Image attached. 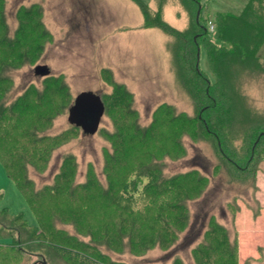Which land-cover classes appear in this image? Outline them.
I'll return each instance as SVG.
<instances>
[{
  "label": "rangeland",
  "instance_id": "1",
  "mask_svg": "<svg viewBox=\"0 0 264 264\" xmlns=\"http://www.w3.org/2000/svg\"><path fill=\"white\" fill-rule=\"evenodd\" d=\"M37 1L43 4L42 21L50 37L44 43L42 52L34 62H25L19 67L7 66L3 70L11 81L3 101L5 104L11 103L30 84L41 89L44 78L34 72V67L44 64L51 75H61V80L66 86L68 101L62 110L51 119L50 125L38 134L56 135L65 130H73L71 133L73 135L69 136L67 141L52 148L43 170L38 171L27 164L26 177L29 178L34 190H38L45 185H52L57 174L70 166L73 170L70 178L72 186L86 180L90 166L98 180L105 186V157L106 153L112 150L105 133L114 130L113 119L105 111L100 118L98 130L93 134L71 127L67 120V108L73 103L75 95L86 90L99 94L101 97L110 93L112 86L98 70L99 66L113 67L117 78L125 81L129 86L128 90L132 95L131 107L137 113V123L145 126L150 123L153 110L161 102L169 103L176 112L195 115L196 107L191 85H189L191 81L185 79L177 62L173 67L178 72L179 78H176L170 71L169 55L164 46L165 40L168 39L167 34L158 28H143L141 13L131 0H108L111 7L103 8L99 12H91L86 16L90 19V24L95 25L89 26L92 31L91 41L84 40L81 35H69L66 25L67 17L71 15L70 7L66 6L69 0H3V17L8 37L13 36L18 26L19 6L21 4L29 6ZM127 1L134 6V19L124 12L123 5L128 12L130 11ZM142 1L149 4L151 9H155L152 0ZM162 1L164 5H167L164 16H162L163 20L177 29H183L190 19L186 12V0ZM199 1L204 5L199 19L207 26L210 36L215 30L214 18L217 13L239 14L247 0ZM103 3L105 4V1ZM37 4L40 5L39 2ZM72 13L73 16L70 17L75 19L84 16L83 13ZM58 20L63 21L64 24L56 23ZM209 21L213 24V29H210ZM82 23V19L78 21V24H81L79 28L83 29ZM103 23L108 26L102 25ZM198 49V68L213 82L214 76L208 64L206 51L202 45ZM258 56L262 64L260 69L252 66L243 68L237 65L232 68L231 77L234 84L238 85L241 94L234 98L247 106L246 110L241 112L242 116L248 114L251 118L261 117L259 119L264 120V42L259 49ZM239 128V130L226 131L225 135L231 139L230 146L236 152L233 153L241 161L240 166L243 168L249 153L246 144L249 138L244 135V130L241 131V127ZM258 134V132L255 133V137ZM215 141L210 135H199L193 138L189 133L183 132L180 142L184 148V154L175 159L164 156L157 161V166L165 177L193 169L206 177V185L200 195L185 202L187 211L184 227L177 230L175 238L167 246H162L159 241H155L144 251L135 252V248L131 247L126 238L122 243L113 241L109 244L98 228H92L93 223H90V218L94 216L91 210L84 209L85 206L81 207L82 209L75 211L77 215L74 216L77 220L73 222L71 221L73 209H69L72 214L65 212V205L61 200L58 202L51 200L56 205L55 208H51L45 198L44 202L48 203L47 212L44 214V222L47 224L42 226L44 232L47 233L45 236L44 234L33 235V228L25 223L23 225L20 220L14 223L10 216L0 217L2 229L0 242H5V246H8L0 247V264H35L36 261H39L36 264H41L43 259L46 264H86L88 262L82 261V255H95L89 247L104 254L106 258L103 261L106 264L112 262L120 264H210L207 258L199 257L193 249L207 242L209 238L211 239L208 231L212 229L215 233L223 230L232 246L237 245V264H264L263 245L258 246L257 257L251 256L249 251L251 246L249 244L255 241L264 242V215L256 226L253 225V218L259 215L260 209L256 197L258 180L261 182V192H264V139L259 141L255 152L252 155L250 153L251 160L246 169L238 168L222 157ZM23 193L14 179L7 175L0 161V209L7 210L11 215H21L29 225H38L35 212L37 205L34 207L29 197ZM79 197L81 199L75 198L76 200L71 204L82 203L86 200L81 194ZM66 206H69L68 203ZM246 206L251 209L252 214ZM241 207H243L241 214L247 216V219L243 221L247 224L245 228H257V232L261 231L262 234L255 237L252 232L245 230L241 239L242 254H248L240 263L239 233L235 226V215ZM53 231L57 233L53 234ZM51 234L55 236L54 240ZM63 237L70 239L65 241ZM11 240L18 241L20 247L9 249ZM78 242L81 244L78 245ZM252 247L254 248V245ZM68 248L72 251H68ZM73 250L80 254L74 255Z\"/></svg>",
  "mask_w": 264,
  "mask_h": 264
},
{
  "label": "trees",
  "instance_id": "2",
  "mask_svg": "<svg viewBox=\"0 0 264 264\" xmlns=\"http://www.w3.org/2000/svg\"><path fill=\"white\" fill-rule=\"evenodd\" d=\"M135 1L143 14L145 27H158L172 37L168 47L172 70L175 77L179 78L173 67L177 62L185 79L191 81L189 85L196 114L191 116L176 112L172 105L161 102L153 110L150 123L140 126L136 119L137 113L131 107V92L123 83L114 80L109 69L102 68L100 74L112 86V90L100 97L104 112L111 116L114 123V130L105 133L112 146L105 157L106 185H102L89 166L86 180L71 186L73 170L69 166L57 174L52 185L34 190L26 177V165L38 171L43 170L52 148L73 135V130L56 135L38 134L50 125L51 119L66 105L68 94L61 75L48 73L41 75L44 78L41 89L30 84L11 103L5 104L3 97L11 81L3 70L7 66L19 67L25 62H34L50 34L42 21L41 6L33 3L19 6L18 26L13 36L8 37L3 0H0V161L21 192L29 197L33 206L37 205L35 212L38 225H29L21 215H11L5 209H0V217L10 216L14 223L22 221L23 225L25 223L33 228V235H47L42 228L46 223V198L51 208L56 207L51 200H61L65 212L72 214L70 210L73 209V222L77 220L75 211L84 206V209L91 210L94 216L90 218L92 228H98L109 244L113 241L122 243L126 238L135 252L144 251L155 241L167 246L175 238L177 230L184 227L187 211L185 202L198 197L206 185V177L197 170L165 177L157 166V161L164 156L175 159L184 154L180 142L183 132L193 138L199 135L212 136L220 155L241 168V161L230 146L231 139L225 135L226 131L239 130L241 127L250 140L246 143L249 153L241 169H246L251 160L250 153L252 155L259 141L264 139V120H260L261 117L251 118L248 114L242 116L241 112L247 106L234 98L241 94L231 77L232 68L237 65L243 68L262 67L258 52L264 42V0H247L239 14L217 13L214 18L215 30L210 36L207 26L199 19L204 6L199 0H186V12L190 19L181 30L163 20L164 1L154 0L155 9L142 0ZM200 45L206 51L213 82L198 68L197 48ZM257 132L259 134L255 137ZM80 194L86 200L71 204L75 198L81 199ZM67 203L69 206H66ZM209 233L211 239L195 247L193 252L201 258H207L210 264H237V245L232 246L223 230L215 233L212 229ZM52 236L54 240L55 236ZM62 239L68 241L70 238ZM0 244L1 248L8 247L5 242ZM9 245V249L20 247V243L15 240H11ZM89 250L95 254H91L94 258L82 255V261H87L86 264H106L103 261L106 258L104 254L93 247H89ZM68 251L72 249L68 248ZM74 252V255L80 254Z\"/></svg>",
  "mask_w": 264,
  "mask_h": 264
},
{
  "label": "crops",
  "instance_id": "3",
  "mask_svg": "<svg viewBox=\"0 0 264 264\" xmlns=\"http://www.w3.org/2000/svg\"><path fill=\"white\" fill-rule=\"evenodd\" d=\"M103 1H105V4L103 3ZM134 4H136V6L138 7V11H140L141 13V26L143 28H153V27H145L144 26V20H143V14L141 12V9L138 5V3L135 1V0H131ZM40 3V6L41 8H43V4L42 2L40 1H37ZM35 2V3H37ZM144 2V1H143ZM153 2V6L154 8H156V3L154 0H152ZM128 5L130 6V11L128 12L126 10V8L124 7L123 5V9H124V12L125 14H128V16H131L132 19H134V6L131 4V2H128ZM147 4V3H146ZM149 6V4H147ZM66 6H69L70 7V11L69 13H71V15H69L67 17V21H66V25L68 26V33L69 35H78L80 36L81 35V38H83L84 40H87V41H91V36H92V31L91 29L89 28V26L93 25L95 26L94 24H90V19H88L86 16L90 15V13H95V12H99L100 10H102L103 8H106L108 9L109 7H111L108 3V0H69V2H67ZM166 4L162 6V16H164V12H165V8H166ZM68 7V8H69ZM179 11V10H178ZM72 12H79V13H83L84 16H81L80 19H75L73 17H70V16H73V13ZM122 12V13H124ZM180 13V11H179ZM176 14H177V11H176ZM56 15V14H55ZM54 15V16H55ZM57 16V15H56ZM135 16H137L135 14ZM184 16V15H183ZM58 18L60 19V15H58ZM55 19V17H54ZM82 19L83 21V25H84V28H79V25L81 24H78V21H80ZM94 22H97V21H94ZM58 24H64L63 21H59L56 22ZM106 23H103L102 25H104ZM105 26H108V24H106ZM105 26L103 28H105ZM154 28H158V27H154ZM159 29V28H158ZM161 30V29H160ZM162 31V30H161ZM114 32V31H113ZM163 32V31H162ZM53 33V32H51ZM164 34H166L165 32H163ZM85 35V36H84ZM168 39L165 40L164 42V46H165V50L167 51L168 55H169V63H170V71L174 74L173 70H172V67H171V64H172V61H171V53L169 51V43L172 41V38H170L169 35H167ZM105 41V39L103 40ZM107 56V55H106ZM102 68H107L111 71V74L114 78V80H116L117 82L119 83H123L127 88H129V86L127 85V83L125 81H122L120 80L119 78H117V74L115 73V70L113 69V67H110V66H99V72ZM257 185H258V191L256 193V197L259 201V205H260V209H259V215L256 217V218H253V225L256 226L257 222L259 220L262 219V216L264 215V192H261V182L260 180L257 181ZM244 207V206H243ZM243 207L240 208V211L237 212V214L235 215V226L238 230V233H239V237H238V241H239V262L241 263L242 262V259L245 257V255L242 254V244H241V239L243 238V233H245V230L248 231V232H252V234H254L255 237H258L262 234L261 231H258L257 232V228H245L247 226V224L245 222H243L245 219H247V216L246 214H241V210L243 209ZM246 208L248 209V207L246 206ZM250 210L251 214H252V211L251 209H248ZM242 215V216H241ZM253 217V216H252ZM256 243V244H254ZM254 243H251L249 245H251L249 247V251H250V255L251 256H254V257H257V248L258 246H264V242L262 241H259V243H257V241H255ZM252 245H254V248H255V251H254V248L252 247ZM248 248V246H247Z\"/></svg>",
  "mask_w": 264,
  "mask_h": 264
},
{
  "label": "water",
  "instance_id": "4",
  "mask_svg": "<svg viewBox=\"0 0 264 264\" xmlns=\"http://www.w3.org/2000/svg\"><path fill=\"white\" fill-rule=\"evenodd\" d=\"M198 56L199 49L197 48V59ZM34 72L40 76L50 73L44 64L36 65ZM103 113L104 104L100 95L86 90L75 95L73 103L68 107L67 120L70 124L79 127L84 133L93 134L98 128ZM41 264H46L44 259L41 260Z\"/></svg>",
  "mask_w": 264,
  "mask_h": 264
},
{
  "label": "built area",
  "instance_id": "5",
  "mask_svg": "<svg viewBox=\"0 0 264 264\" xmlns=\"http://www.w3.org/2000/svg\"><path fill=\"white\" fill-rule=\"evenodd\" d=\"M209 27L210 29H213V24L211 23V21H209Z\"/></svg>",
  "mask_w": 264,
  "mask_h": 264
},
{
  "label": "flooded vegetation",
  "instance_id": "6",
  "mask_svg": "<svg viewBox=\"0 0 264 264\" xmlns=\"http://www.w3.org/2000/svg\"><path fill=\"white\" fill-rule=\"evenodd\" d=\"M38 263L37 261L35 262V264Z\"/></svg>",
  "mask_w": 264,
  "mask_h": 264
}]
</instances>
